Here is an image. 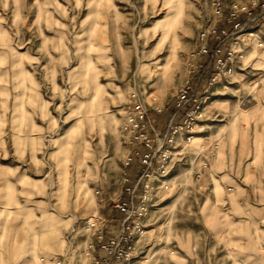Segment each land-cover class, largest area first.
Returning a JSON list of instances; mask_svg holds the SVG:
<instances>
[{
    "label": "rangeland",
    "instance_id": "374dc122",
    "mask_svg": "<svg viewBox=\"0 0 264 264\" xmlns=\"http://www.w3.org/2000/svg\"><path fill=\"white\" fill-rule=\"evenodd\" d=\"M211 2L0 0V264H89L86 223L126 178L131 145L123 125L132 95L156 122L167 120ZM257 56V79L222 78L193 141L182 135L170 147L167 174L155 178L136 239L151 264L183 262L215 234L209 221L235 185V159L242 171L260 170L246 183L264 185V47ZM209 161L225 169L217 194L201 178Z\"/></svg>",
    "mask_w": 264,
    "mask_h": 264
},
{
    "label": "built area",
    "instance_id": "2783aa9c",
    "mask_svg": "<svg viewBox=\"0 0 264 264\" xmlns=\"http://www.w3.org/2000/svg\"><path fill=\"white\" fill-rule=\"evenodd\" d=\"M254 6H260L261 11L254 12ZM263 18L264 2L249 6L212 0L209 24L199 31L189 54V78L175 93L165 128H160L150 109L132 95L123 133L131 145L126 166L137 159L139 175L135 179L126 176L124 195L113 201V207L123 213L119 236H108L100 217L87 221L86 228L93 233V245L86 251L89 264H151V259L137 247L136 239L138 233H143L142 221L148 213L147 199L155 178L167 174L170 147L180 133L187 143L193 141L200 117L212 99V88L222 78L234 77L236 64L244 60L248 47H264L257 28ZM161 188L168 189L169 183L165 181ZM140 254L143 256L138 258Z\"/></svg>",
    "mask_w": 264,
    "mask_h": 264
},
{
    "label": "crops",
    "instance_id": "0c3cea01",
    "mask_svg": "<svg viewBox=\"0 0 264 264\" xmlns=\"http://www.w3.org/2000/svg\"><path fill=\"white\" fill-rule=\"evenodd\" d=\"M254 49L255 56L236 64L235 83L247 81L250 84L260 75L254 71L261 70L257 66L263 60L257 54L263 48L254 47ZM170 113L171 111L167 115L168 118ZM167 120L159 121L157 124L160 128H165ZM258 144L263 146L264 139ZM216 162L217 159L214 163ZM233 162H235L232 168V170L235 169L233 174L235 185L234 187L230 186L232 189L222 197L224 200L222 214L219 213L217 217L211 218L209 221V227L211 226L215 230V234L209 233L205 240L206 244L202 245L201 249L188 251L185 256L181 257L184 259L183 262L172 261L173 264H264V185L255 186L245 182L247 175L257 177L260 170H256L253 175L251 171H242L241 166L236 164V159ZM239 162L241 164L242 161ZM130 166H126V176L135 179L139 175V170L136 166L135 171L130 172ZM202 168L204 171L201 172V178L209 180L208 189H212L217 194L218 189L223 187L221 182L225 176V169L216 171L214 164L210 161L205 163ZM130 173L133 177L130 176ZM214 179L218 180L221 186H217ZM236 183L239 184L236 185ZM122 194L124 195V184L115 193L107 192L104 198L105 202L99 217L105 224L108 236L121 234L123 213L113 207V201L122 197ZM141 251L144 256L148 255L146 247ZM141 256L143 255L140 254L138 258Z\"/></svg>",
    "mask_w": 264,
    "mask_h": 264
},
{
    "label": "bare ground",
    "instance_id": "6f19581e",
    "mask_svg": "<svg viewBox=\"0 0 264 264\" xmlns=\"http://www.w3.org/2000/svg\"><path fill=\"white\" fill-rule=\"evenodd\" d=\"M139 58H140V57H139ZM179 136H182V133H180V134L176 137V139H177ZM32 256H36V252H35V250H33V254H32Z\"/></svg>",
    "mask_w": 264,
    "mask_h": 264
},
{
    "label": "clouds",
    "instance_id": "9594fccd",
    "mask_svg": "<svg viewBox=\"0 0 264 264\" xmlns=\"http://www.w3.org/2000/svg\"><path fill=\"white\" fill-rule=\"evenodd\" d=\"M4 7L7 8V3L4 4Z\"/></svg>",
    "mask_w": 264,
    "mask_h": 264
}]
</instances>
